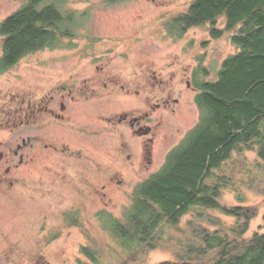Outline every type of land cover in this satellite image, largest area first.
<instances>
[{"label": "rangeland", "instance_id": "1", "mask_svg": "<svg viewBox=\"0 0 264 264\" xmlns=\"http://www.w3.org/2000/svg\"><path fill=\"white\" fill-rule=\"evenodd\" d=\"M189 1L67 0L65 9L75 11L74 19L68 25L76 27L71 40L74 45L27 55L0 76V94L56 89L72 84L90 86L95 82L97 86L109 87L127 84L133 87L130 98L133 101L129 106L135 113L144 111L147 92L151 95V102L155 101L152 96L160 89L152 88L167 89L178 99L177 104L172 103L174 112L163 108L152 110L154 121L149 126L154 141L146 147L150 153L144 149L147 138L131 133L115 117L111 123L103 119L101 143L95 142L98 137L92 142L80 140L87 146L85 149L90 150L85 159H80L81 165L90 171L95 167L96 157L101 165L102 183L107 181L105 188L98 184L101 195L96 198L88 196L87 220L81 222L80 230L71 226L75 220L64 221L62 225L63 217L59 212L65 209L71 196L59 194V190L52 195L45 185L39 186L31 179L7 185V190L0 193V264H91L81 253V246H91L97 252L99 264H118L125 259V252L106 231L112 224L107 213L121 216L123 207L130 203L133 187L162 166L167 152L197 122L199 112L193 89L195 73L199 81H215L223 59L238 50L227 33L220 39H211L208 26L190 28L179 39L167 37L164 21L184 10ZM17 6L16 0H0V20ZM187 81H190L191 88L186 85ZM144 86L147 89H143ZM116 98L120 103L105 104L106 109L127 108L121 94ZM8 138L14 145L13 137ZM127 154H130L129 158ZM74 156L64 157L65 164L70 161L72 166H79ZM245 156L244 166L234 165L243 199L238 202L233 191L224 189L222 202L226 204L261 205L264 202V172L254 153L245 152ZM108 173L113 181L108 179ZM116 180L121 182L116 183ZM205 214L217 216L227 224L234 222L233 218L213 212ZM43 216L47 218L43 219ZM69 216L74 218V215ZM190 218L191 214L183 218L182 228ZM24 223H28V228ZM262 223L260 213L252 221L249 234ZM75 224L79 225V222ZM43 227L49 234H42L39 229ZM171 235L173 240L169 248L151 251L143 264L172 258L170 248L174 240L183 239L184 235L176 231Z\"/></svg>", "mask_w": 264, "mask_h": 264}, {"label": "trees", "instance_id": "2", "mask_svg": "<svg viewBox=\"0 0 264 264\" xmlns=\"http://www.w3.org/2000/svg\"><path fill=\"white\" fill-rule=\"evenodd\" d=\"M66 1L25 5L0 23L3 67L29 53L74 45L76 27L68 25L75 11L65 9ZM163 26L174 39L208 26L211 39L227 33L238 50L223 59L215 81H199L195 73L197 122L167 152L162 166L133 187L121 216L107 213L112 224L104 228L125 252L118 264H143L151 251L169 248L174 231L183 239L174 240L171 259L155 264H264V202H222L224 189L238 202L243 199L234 165H245V152L255 154L264 172V0H190ZM260 213L262 225L249 234ZM188 214L192 218L182 228ZM80 251L99 264L91 246Z\"/></svg>", "mask_w": 264, "mask_h": 264}, {"label": "flooded vegetation", "instance_id": "3", "mask_svg": "<svg viewBox=\"0 0 264 264\" xmlns=\"http://www.w3.org/2000/svg\"><path fill=\"white\" fill-rule=\"evenodd\" d=\"M16 1L17 8L1 19L0 23L25 5H29L30 8L33 6L41 8L54 3V0ZM3 40V36H0V76L5 75L8 69L16 65L23 57L39 52L26 54L6 69L1 64ZM186 83L191 88L190 81ZM143 89L147 87L144 86ZM152 89L161 91L152 96L155 100L153 102H151V95L146 93L147 102H144L145 109L141 113L131 111L129 103L133 101H130V98L134 92L133 87L127 84L109 87L97 86L95 82L90 86L72 84L56 89H28L0 94V193L3 194V190H7L5 189L7 185L13 186L17 182H25L28 179L35 181L39 186L45 185L52 195L57 190L59 194L66 193L71 197L65 209L59 212L63 217L62 225L64 221L75 220L71 226L80 230L81 222L87 220V199L101 195L102 190H99L98 184H101L102 188L107 185L106 180H104L105 184L102 183L103 174L99 170L101 165L96 157L93 163L95 167L90 171L81 165L80 159H85L90 150L87 151L85 149L87 146L80 143V140L86 139L87 142H92L98 137L99 139L95 142L101 143V131L104 130L103 119L111 123L115 117L131 133L147 138L148 143H144V149H146L148 144L154 141L151 137L152 129L149 126L154 121L152 110L163 108L174 112L172 103H178V99L172 97L171 91L167 92V89L161 88ZM193 89L196 91L194 87ZM118 94H121L126 103V110L106 109L105 104L120 103L116 98ZM106 112L109 114H103ZM8 137H13L14 145L8 141ZM121 139H124L123 132ZM125 144L128 149L126 142ZM146 152L150 153V149H146ZM73 155L78 160L79 166H72L70 161L67 162L68 165L65 164L63 158L66 159L67 156L72 158ZM126 157L129 158L130 154ZM107 177L113 181L109 173ZM107 177L104 178L107 179ZM120 182L116 180V183ZM35 189L39 190L38 187ZM101 211L97 213V216ZM69 215H74L73 220ZM44 218L46 219L47 216H43ZM76 221L79 225L75 224ZM24 225L28 228V223ZM39 230L42 234H49L44 227Z\"/></svg>", "mask_w": 264, "mask_h": 264}]
</instances>
